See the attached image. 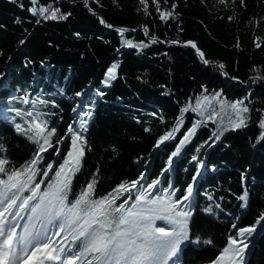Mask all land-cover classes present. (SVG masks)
<instances>
[{
  "label": "trees",
  "instance_id": "trees-1",
  "mask_svg": "<svg viewBox=\"0 0 264 264\" xmlns=\"http://www.w3.org/2000/svg\"><path fill=\"white\" fill-rule=\"evenodd\" d=\"M66 1L73 4L0 0V158H7L17 169L37 152L38 145L15 130V123L23 122L21 117L8 110H29L31 105L19 99L27 95L30 100H54L56 105L37 104L49 129H56L52 142L61 151L57 155L50 148L42 154L37 165L41 172L48 163L58 168L70 151V125L86 140L69 201L94 178L93 198H102L142 174V185L159 178V188L168 189L171 184L180 197L199 171L194 196L184 209L191 212L189 239L196 240L198 247L181 244V251L168 263L212 264L237 228L252 226L264 214V128L260 127L264 120V0H88L107 26L133 30L123 35L105 29L84 0ZM40 6L59 8L66 18L33 16L29 9ZM161 13L172 15L161 19ZM153 39L157 42L152 43ZM126 40L141 47H127ZM189 42L195 43L208 64H223L230 78L243 83L258 79L247 86L226 84L220 69L205 66L191 48L180 46ZM114 64L117 78L106 86L107 70ZM76 93L84 94L81 102L87 108L73 114L80 102L74 99ZM217 93L228 104L244 101L249 108L244 114L247 126L233 128L228 119V115L235 119L231 109L221 110L215 100L212 108L218 115H212L204 97L211 100ZM197 100L202 102L203 115L192 110ZM186 107L189 111L183 112ZM84 111H91V119L81 115ZM178 118L183 123L173 132ZM82 119L87 121L86 131L80 130ZM197 124L180 154L172 157L170 172L161 176L171 153ZM168 132H173V138L157 146ZM221 132L215 139L214 133ZM193 156L204 166L193 161ZM0 178L6 179L2 174ZM41 179L45 190L48 179L35 178L36 182ZM244 191L248 201L242 208L244 202L238 197ZM209 205L211 214L204 211ZM156 226L171 227L163 221ZM256 227L259 231L254 233L243 264H264V230Z\"/></svg>",
  "mask_w": 264,
  "mask_h": 264
},
{
  "label": "snow or ice",
  "instance_id": "snow-or-ice-1",
  "mask_svg": "<svg viewBox=\"0 0 264 264\" xmlns=\"http://www.w3.org/2000/svg\"><path fill=\"white\" fill-rule=\"evenodd\" d=\"M84 2L87 4L88 0ZM31 3L37 5L38 0H31ZM141 3H144V0H141ZM29 11L33 16L39 15L43 19L66 18L59 14V8H51V6L32 7ZM165 15L170 16L172 13H161V19H165ZM39 22L37 20V23ZM101 23L104 21L101 20ZM117 31L123 35L126 30L117 29ZM145 33L147 34V29ZM156 42L155 39L152 40V43ZM189 43L191 47L196 48L195 43ZM125 44L130 48L141 47L133 44L131 40H126ZM143 46L147 47V45ZM196 50L203 58V53L199 52V49ZM203 62L209 63L206 59ZM117 67L114 64L107 70L104 81L106 86L109 81L117 78ZM223 67V64L219 65V68L223 69ZM60 91L62 93V90ZM50 95L54 96L55 93ZM76 95L82 97L84 94L76 93ZM218 98L219 93L211 100L205 96L206 106L212 108V101L215 100L221 110L231 109L235 119L233 120L232 115H228V119L233 128L247 126L244 114L249 112V108L244 105V101L228 104ZM19 99L23 104L31 105V108L24 112L19 109H8L15 111L16 117H21L23 121L15 123V130L38 145V149L31 161L17 169L10 166L7 158H0V174L6 177V179L0 178V264H168L169 260L176 257L181 251V244L189 241L188 221L191 212L184 209L189 207L186 202L193 198L194 184L201 173L196 172L192 178L193 183L186 187L180 197L176 196L178 190L171 184L168 189L159 188V178L146 186L142 185L141 181L145 179L142 174L135 181L122 183L112 193L102 198H93L96 184L94 178L74 201H69L72 179L80 170L86 140L80 131L74 130L70 125L67 130L71 134L70 151L58 168L54 170L53 164L48 163L41 172L37 165L43 159L42 154L48 152L50 148L57 155H61V151L52 142L56 129H49L47 121L42 118L45 113L37 109V104L48 106L51 103L55 107V101L30 100L27 95ZM202 106V102L197 100L196 107L192 110L203 115ZM189 107L182 111L188 112ZM77 108H87V106L78 102L73 111L76 112ZM81 115L91 119L92 113L84 111ZM212 115H218L215 108H212ZM7 118L5 116V119ZM182 123V118H178L177 128L173 132L178 131ZM197 126L198 124L194 125L188 131L179 146L171 153L168 167L162 169L161 176L170 172L172 157L180 154L184 145L195 134ZM260 127L264 128V120L260 121ZM80 130H87L86 120H81ZM173 132L161 136L157 146L172 139ZM220 135L222 132L214 133L215 139L218 140ZM62 139V137L57 139L56 145L60 144ZM261 139H264V134ZM2 147L0 145V149ZM192 160L197 161L200 167L204 166L196 156H193ZM50 172H54L51 177ZM37 175L48 179L43 191L41 184L44 183V179L36 182ZM25 191H30V195L24 196ZM121 197H124L123 202L117 205L116 202ZM207 199L212 201L213 197L209 195ZM238 199L244 202L242 208L247 207L248 192L244 191ZM215 207L219 209L220 204H215ZM204 211L211 214L213 207L209 205ZM24 213H27L26 217ZM25 219L27 223L23 225V231L18 233L17 229L21 227L19 221ZM157 221H163L171 227H158ZM262 222H264V214H261L252 226L237 228L235 235L229 238L228 244L213 264H243L245 252L249 250L254 233L259 231L256 225H260V230H264ZM233 227L236 228V225L233 224ZM61 236L62 239H56Z\"/></svg>",
  "mask_w": 264,
  "mask_h": 264
},
{
  "label": "water",
  "instance_id": "water-1",
  "mask_svg": "<svg viewBox=\"0 0 264 264\" xmlns=\"http://www.w3.org/2000/svg\"><path fill=\"white\" fill-rule=\"evenodd\" d=\"M66 3H68V4H73V3H70V2H68V1H66V0H64ZM84 5H85V7L89 10V12L90 13H92L93 15H96V16H98L99 18H100V20H103L104 21V23H102L103 24V26H104V28L105 29H108V30H117V29H125L126 31L125 32H132L133 30L132 29H128V28H121V27H109V26H107L106 25V22H105V20H104V18L101 16V15H99L97 12H95L94 10H92L90 7H89V5L88 4H85L84 3ZM145 29H147V32H148V28L147 27H144L142 30L145 32ZM149 39H151L150 37H148ZM180 46H184V47H188V48H191L194 52H195V54L197 55V57L200 59V61L204 64V58H201V56L199 55V53L197 52V50H196V48H193V47H191V44H182V45H180ZM200 52V51H199ZM205 66H207V67H214V68H217V69H220L221 71H222V73H223V75H224V77H225V81H226V84H231V83H237V84H239V85H241V86H247L248 84H249V82L252 80V79H258V78H255V77H253V78H251V79H249L246 83H243V82H241V81H239V80H237V79H232V78H230L229 77V75L224 71V70H222L221 68H219V64L218 63H215V64H204Z\"/></svg>",
  "mask_w": 264,
  "mask_h": 264
},
{
  "label": "rangeland",
  "instance_id": "rangeland-1",
  "mask_svg": "<svg viewBox=\"0 0 264 264\" xmlns=\"http://www.w3.org/2000/svg\"><path fill=\"white\" fill-rule=\"evenodd\" d=\"M225 82H226V81H225ZM74 99H75V100H78V96L75 95V96H74ZM76 113H78V112H77V111H76V112L73 111V114H76Z\"/></svg>",
  "mask_w": 264,
  "mask_h": 264
},
{
  "label": "bare ground",
  "instance_id": "bare-ground-1",
  "mask_svg": "<svg viewBox=\"0 0 264 264\" xmlns=\"http://www.w3.org/2000/svg\"><path fill=\"white\" fill-rule=\"evenodd\" d=\"M55 230V229H54Z\"/></svg>",
  "mask_w": 264,
  "mask_h": 264
}]
</instances>
